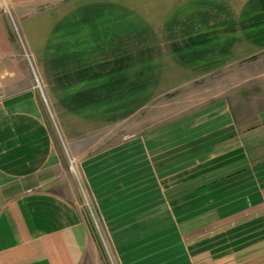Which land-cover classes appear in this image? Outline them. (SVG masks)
I'll return each mask as SVG.
<instances>
[{
    "label": "crops",
    "instance_id": "obj_1",
    "mask_svg": "<svg viewBox=\"0 0 264 264\" xmlns=\"http://www.w3.org/2000/svg\"><path fill=\"white\" fill-rule=\"evenodd\" d=\"M73 5L36 18L29 41L65 134L106 129L168 92V136L103 164L135 198L118 236L138 253L119 261L264 264V0ZM19 52L0 22V264H110L80 204L51 187L60 154Z\"/></svg>",
    "mask_w": 264,
    "mask_h": 264
},
{
    "label": "rangeland",
    "instance_id": "obj_2",
    "mask_svg": "<svg viewBox=\"0 0 264 264\" xmlns=\"http://www.w3.org/2000/svg\"><path fill=\"white\" fill-rule=\"evenodd\" d=\"M74 1L78 0H0V22L3 28L9 32L14 48L16 47L20 51L15 58L20 64V70L26 71L23 65L26 62L31 78L29 82L41 94L44 116L58 147L60 166L58 175L50 185L54 191L63 193L80 204L109 263L120 264L123 261H119L118 255L132 258L138 253V247L127 245L130 243L128 238L118 236L125 231L124 228H127V225L123 228L122 223L133 215L131 207L135 198L132 195L128 196L126 187L123 186L130 182L121 181L122 178L118 175L106 179L101 177L102 172L109 171L114 167V164L108 166L103 164L112 158L115 162L118 150L126 157L121 161L122 163L132 161L133 157L138 158V148L140 156L143 158L147 152L146 146H148L149 140L151 142L164 140V137L168 136V92H164L141 110L135 111L133 116L124 118L119 123L110 124L106 129L89 134H65L52 102L43 93L42 84L37 74V61L29 41L35 46L36 18L43 17L42 21L47 23V19L52 16L54 18L58 12H68L72 9ZM83 8L84 6L80 5V10H74V12H82ZM27 21H30V24L26 23ZM33 21L34 23H31ZM157 86V88L162 87L163 89L168 87L165 84ZM197 94L192 95L194 96L192 102H188L194 105L198 104L199 94ZM205 96L206 93L201 95V97ZM2 97L4 96L0 95V100ZM60 112L63 126L68 131L73 129L72 124L74 123L69 120L68 109L62 106ZM132 149H135L137 153L132 154ZM142 199L143 203L147 200L144 197ZM142 220L146 224L145 220L148 219ZM145 226L142 227L145 228ZM175 232L178 236L179 232L173 231L174 236ZM162 235L164 234L162 233ZM150 236L148 229H142L141 243L146 240L144 238ZM166 236L170 237L171 234H166ZM158 239L159 236L156 240ZM148 249V244L141 245L142 259H146L147 255L144 253H147Z\"/></svg>",
    "mask_w": 264,
    "mask_h": 264
}]
</instances>
